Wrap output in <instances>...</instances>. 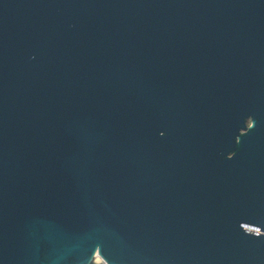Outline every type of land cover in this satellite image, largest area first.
<instances>
[{"label": "water", "instance_id": "obj_1", "mask_svg": "<svg viewBox=\"0 0 264 264\" xmlns=\"http://www.w3.org/2000/svg\"><path fill=\"white\" fill-rule=\"evenodd\" d=\"M264 264V0H0V264Z\"/></svg>", "mask_w": 264, "mask_h": 264}, {"label": "bare ground", "instance_id": "obj_2", "mask_svg": "<svg viewBox=\"0 0 264 264\" xmlns=\"http://www.w3.org/2000/svg\"><path fill=\"white\" fill-rule=\"evenodd\" d=\"M95 260H96V262H99L100 260H103V261H105L104 259H102L100 256H96V258H95ZM106 262V261H105ZM107 263V262H106Z\"/></svg>", "mask_w": 264, "mask_h": 264}, {"label": "built area", "instance_id": "obj_3", "mask_svg": "<svg viewBox=\"0 0 264 264\" xmlns=\"http://www.w3.org/2000/svg\"><path fill=\"white\" fill-rule=\"evenodd\" d=\"M96 261V260H95ZM98 264H108V263H106L105 261H103V260H100L99 262H97Z\"/></svg>", "mask_w": 264, "mask_h": 264}, {"label": "trees", "instance_id": "obj_4", "mask_svg": "<svg viewBox=\"0 0 264 264\" xmlns=\"http://www.w3.org/2000/svg\"><path fill=\"white\" fill-rule=\"evenodd\" d=\"M92 264H98V263H94V262H93Z\"/></svg>", "mask_w": 264, "mask_h": 264}]
</instances>
